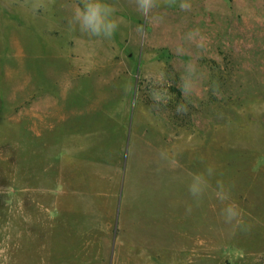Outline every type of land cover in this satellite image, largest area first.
I'll return each mask as SVG.
<instances>
[{
    "label": "rangeland",
    "instance_id": "374dc122",
    "mask_svg": "<svg viewBox=\"0 0 264 264\" xmlns=\"http://www.w3.org/2000/svg\"><path fill=\"white\" fill-rule=\"evenodd\" d=\"M104 2L0 0V264H264V0Z\"/></svg>",
    "mask_w": 264,
    "mask_h": 264
},
{
    "label": "clouds",
    "instance_id": "9594fccd",
    "mask_svg": "<svg viewBox=\"0 0 264 264\" xmlns=\"http://www.w3.org/2000/svg\"><path fill=\"white\" fill-rule=\"evenodd\" d=\"M80 5L75 6L70 24L74 27L78 26L79 30L87 33L89 36L111 39L118 28V21L113 17L114 9L104 0H80ZM139 8L147 13L155 6V0H137ZM41 3H36L34 8L42 7ZM181 7H186L181 4ZM152 98L156 101L160 100V93L153 90ZM213 166H208L205 173H199L193 176L192 183L189 186V192L193 197L199 198L207 187H209L208 177L214 175ZM216 195L221 201L230 199V192L221 180L216 182ZM226 222L236 221L239 223L240 213L238 207L229 203L223 210Z\"/></svg>",
    "mask_w": 264,
    "mask_h": 264
},
{
    "label": "crops",
    "instance_id": "0c3cea01",
    "mask_svg": "<svg viewBox=\"0 0 264 264\" xmlns=\"http://www.w3.org/2000/svg\"><path fill=\"white\" fill-rule=\"evenodd\" d=\"M21 222L25 225H27V230L25 232H20L18 233V240L19 241H26L28 244L24 247V250L26 248H34L35 249V242L40 239V231L36 230V218L29 215L25 214V212H21ZM7 222L10 223V219L7 220ZM35 226V227H34ZM22 245L19 244V251H22ZM9 250V244L3 246V250ZM25 256V255H24ZM31 261L29 262L30 264H35V258H30Z\"/></svg>",
    "mask_w": 264,
    "mask_h": 264
}]
</instances>
